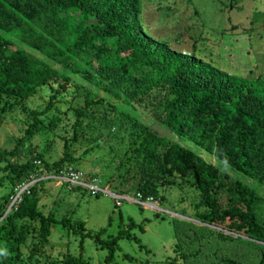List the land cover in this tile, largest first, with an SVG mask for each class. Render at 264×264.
I'll return each mask as SVG.
<instances>
[{"label": "trees", "instance_id": "16d2710c", "mask_svg": "<svg viewBox=\"0 0 264 264\" xmlns=\"http://www.w3.org/2000/svg\"><path fill=\"white\" fill-rule=\"evenodd\" d=\"M140 7V0H0V123L37 88L58 82L39 112L45 114L66 91L69 73L97 82L106 96L116 100H143L158 91L160 112L170 133L159 135L144 127L134 139L131 152L137 160L134 166L140 168L135 194L140 193L142 200L159 198L162 180L170 176H179L180 182L199 191L194 207L203 208L197 219L206 225L176 217L172 222L174 251L182 264H264V196L239 179L235 180L237 198L220 196L227 186L226 175L183 141L201 146L264 186V75L232 74L172 50L140 26ZM74 87L84 93L83 107L75 109L76 120L107 101L106 96L91 95L81 83ZM32 115L13 149H0V161H5L1 169L13 183L0 201V232L10 228L23 243L26 229L35 225L38 239L27 251L21 245L13 249L0 244V264H91L83 258L82 249L79 255L66 253L59 259L45 256L53 222L79 234L81 248L84 236L107 246L105 263L111 264L123 230L103 239L105 228L91 234L83 220L73 223L67 215L58 219L52 210L39 211L44 185L54 180L48 176L69 166L79 167L63 165L65 157L46 161L42 153L12 161L22 141L44 127L38 113L32 111ZM58 119L50 117L46 127H54ZM127 178L120 180L125 183ZM31 179L37 180L11 205L18 187Z\"/></svg>", "mask_w": 264, "mask_h": 264}, {"label": "rangeland", "instance_id": "374dc122", "mask_svg": "<svg viewBox=\"0 0 264 264\" xmlns=\"http://www.w3.org/2000/svg\"><path fill=\"white\" fill-rule=\"evenodd\" d=\"M140 2L139 24L156 41L167 43L172 50L185 57L202 58L232 74L245 77L264 75V0ZM46 60L59 67L54 61ZM69 76L66 91L45 114L39 112L46 107L58 82L37 88L4 116L0 123V149H13L17 139L25 134L31 123L32 111L37 112L44 127L30 140L22 141L13 162H21L35 153H42L49 162L65 157L63 165L79 167L86 175H95L100 188L129 198L120 199V204L116 205V199L105 192L93 193L82 186L68 187L66 183L49 180L43 188L39 211L47 214L52 210L58 219L67 215L73 223L83 220L85 229L91 234L105 228L101 234L103 239L114 237L123 230L111 264H182L181 257L174 251L177 242L172 222L176 217L206 225L197 219L203 208L194 207L200 197L199 191L190 184L180 182L179 176H170L162 180L159 198L153 197L151 204L138 203L135 194L140 168L138 164L134 166L137 160L131 152L134 139L144 127L159 135L170 133L160 112L159 92L155 90L138 101H128L123 97L116 100L106 96L100 84L86 80L82 74L69 73ZM75 83L86 86L91 95L107 97L106 102L93 106L87 115L78 120L75 109L83 107L84 93L74 90ZM54 115L59 117L57 124L52 128L46 127ZM183 141L195 153L216 165L222 175H226L224 180L227 186L221 190L220 196L226 199L238 197L236 179L264 196V186L257 180L231 169L201 146L186 139ZM4 164L5 161H0V201L13 186L1 169ZM124 175L128 176L125 183L120 180ZM187 179L194 181L193 176ZM130 223L135 225L130 226ZM34 226L26 229L23 243L10 228L3 229L0 232L1 247L11 246L14 249L21 245L27 251L26 247L38 239V227ZM129 235L139 241L136 242ZM80 244L79 234L61 223L53 222L48 244L44 247L45 256L59 259L66 253L79 255L82 249L83 258L91 264H106L107 246L96 242L92 236H84L82 248Z\"/></svg>", "mask_w": 264, "mask_h": 264}, {"label": "built area", "instance_id": "2783aa9c", "mask_svg": "<svg viewBox=\"0 0 264 264\" xmlns=\"http://www.w3.org/2000/svg\"><path fill=\"white\" fill-rule=\"evenodd\" d=\"M36 162L39 163V160H37ZM48 177H51L54 180L59 181L60 183H66L68 186H82L86 189H89L93 193H98L102 191L107 194H110L114 199H116L115 201L116 205L120 204V199L122 198L129 199L119 193L112 192V191H106L105 189L100 188V186L98 185V182H99L98 178L97 177L88 178L86 176V173L80 168L69 166L66 169L61 170L58 174L50 175ZM42 178H45V177H42ZM36 180L37 179H31L30 181L22 183L18 187L17 193L12 198L11 205L16 200L19 199V195L21 194V192L27 189ZM136 197H137L136 201L142 205H149L152 203V200H153V197L151 196H148L145 200H142V196L140 193H136Z\"/></svg>", "mask_w": 264, "mask_h": 264}]
</instances>
